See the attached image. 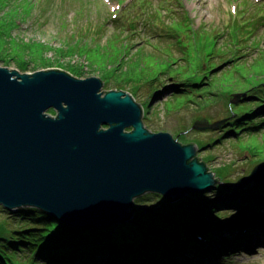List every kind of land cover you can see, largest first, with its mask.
I'll use <instances>...</instances> for the list:
<instances>
[{
    "label": "rangeland",
    "instance_id": "374dc122",
    "mask_svg": "<svg viewBox=\"0 0 264 264\" xmlns=\"http://www.w3.org/2000/svg\"><path fill=\"white\" fill-rule=\"evenodd\" d=\"M120 59L121 64L131 67L130 73L123 74L128 82L106 78L109 73L104 70L105 64L110 67ZM197 62L207 64L210 69L220 66L226 76L237 65L244 67L231 73V78L216 92L209 93L212 100L203 108L188 100L178 107L177 94L172 92L173 84L180 78L173 76L178 72L173 68L184 65L188 74ZM0 65L16 67L20 72L59 66L82 78L100 76L101 90L122 87L134 92L140 103L150 101L144 116L150 130L168 131L174 136L182 130L188 140L199 138L207 142L221 132L188 128L200 118L198 114L201 117L211 114L219 120L227 101L241 103L245 92L240 89L264 78V0H0ZM133 71L146 81L162 72L157 80L146 82L136 81ZM235 82L240 85L232 87ZM243 82L246 85H241ZM157 86L161 90H156ZM133 87L138 89L132 91ZM228 87L231 94L222 95ZM49 111L56 113L55 109ZM239 136L230 135L220 143L198 150V156L210 167H221L216 169L218 174H227L230 184L250 171L255 155L264 158V128L257 134L242 132ZM253 185V182L243 187L232 184V191ZM209 193L214 198L220 195L212 189ZM194 194L186 198L193 200ZM136 204L146 211L163 210L170 201L148 192L138 197ZM8 211L0 204V223L11 215ZM262 212L249 220L254 213L221 210L219 218L208 220V224L219 221L228 231L243 228L244 232L246 228L242 225L230 224L244 218L248 223L245 227L253 231L246 238L252 246L235 247L226 257L215 254L212 259H194L192 263L264 264Z\"/></svg>",
    "mask_w": 264,
    "mask_h": 264
},
{
    "label": "water",
    "instance_id": "95a60500",
    "mask_svg": "<svg viewBox=\"0 0 264 264\" xmlns=\"http://www.w3.org/2000/svg\"><path fill=\"white\" fill-rule=\"evenodd\" d=\"M102 85L100 76L82 78L59 66L20 72L0 65V204L6 209L34 206L72 226L106 227L146 211L136 200L148 192L176 202L220 181L218 167L198 156V142L185 131L180 139L150 130L132 92ZM224 121L203 116L190 129H217ZM252 160L233 186L264 183V158Z\"/></svg>",
    "mask_w": 264,
    "mask_h": 264
},
{
    "label": "trees",
    "instance_id": "16d2710c",
    "mask_svg": "<svg viewBox=\"0 0 264 264\" xmlns=\"http://www.w3.org/2000/svg\"><path fill=\"white\" fill-rule=\"evenodd\" d=\"M121 63L122 59L110 67L105 64L104 70L109 73L106 78L128 82L123 74L131 67ZM218 67L210 69L207 64L197 62L195 69H189L188 74L184 65L173 68L178 70L173 76L182 82L173 84L172 94H177V106L188 100V103L196 102L203 108L212 100L210 94L244 66L237 65L228 76ZM161 72L147 78V81L135 71L131 73L136 81L148 82L160 78ZM239 85L235 82L232 87ZM241 85L246 84L243 82ZM246 86L240 89L246 93L242 102L227 101L226 108L221 111L223 114H219V119H225L217 128L221 133L207 142L193 139L200 149L220 143L230 135L240 138L242 132L257 134L264 128V78L257 84ZM137 89L133 87L132 91ZM159 89L157 86L156 90ZM231 92L228 87L222 95H230ZM132 94L135 96L134 92ZM149 105L150 101L143 103L145 116ZM205 117L215 120L211 114ZM177 135L180 139L185 138L182 130ZM219 176V182L195 193L193 200L182 198L170 202L163 210L142 211L129 221L106 227L72 226L34 206L8 211L11 215L0 223V264H193L194 259H212L215 254L226 257L235 247L248 249L252 243L246 238L251 237L253 231L245 227L246 224H241L246 228L244 232L243 228H237L235 232L217 223L208 224V220L219 218L220 211L226 209L262 213L264 183L253 181L254 185L246 190L232 191V184L225 177L227 174ZM210 189L218 192L219 197H210Z\"/></svg>",
    "mask_w": 264,
    "mask_h": 264
},
{
    "label": "bare ground",
    "instance_id": "6f19581e",
    "mask_svg": "<svg viewBox=\"0 0 264 264\" xmlns=\"http://www.w3.org/2000/svg\"><path fill=\"white\" fill-rule=\"evenodd\" d=\"M24 207H26V206H24ZM19 208H21V207H17L16 209H19ZM16 209H12V210H9V211H13V210H16ZM245 224H247L246 226H248V223H245ZM245 224H243V225H245ZM251 224V223H250ZM258 242V241H257Z\"/></svg>",
    "mask_w": 264,
    "mask_h": 264
}]
</instances>
